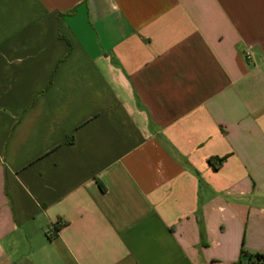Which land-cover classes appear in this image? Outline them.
<instances>
[{
  "label": "crops",
  "instance_id": "0c3cea01",
  "mask_svg": "<svg viewBox=\"0 0 264 264\" xmlns=\"http://www.w3.org/2000/svg\"><path fill=\"white\" fill-rule=\"evenodd\" d=\"M243 250L264 254V0H0V264Z\"/></svg>",
  "mask_w": 264,
  "mask_h": 264
},
{
  "label": "trees",
  "instance_id": "16d2710c",
  "mask_svg": "<svg viewBox=\"0 0 264 264\" xmlns=\"http://www.w3.org/2000/svg\"><path fill=\"white\" fill-rule=\"evenodd\" d=\"M238 264H264V254L260 253H248L242 251V259Z\"/></svg>",
  "mask_w": 264,
  "mask_h": 264
},
{
  "label": "built area",
  "instance_id": "2783aa9c",
  "mask_svg": "<svg viewBox=\"0 0 264 264\" xmlns=\"http://www.w3.org/2000/svg\"><path fill=\"white\" fill-rule=\"evenodd\" d=\"M248 57H250V55Z\"/></svg>",
  "mask_w": 264,
  "mask_h": 264
}]
</instances>
